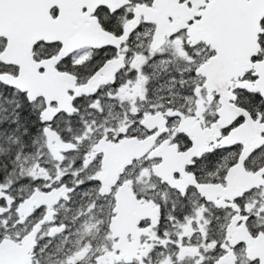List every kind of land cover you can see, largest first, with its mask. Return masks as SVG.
I'll use <instances>...</instances> for the list:
<instances>
[{
	"label": "snow or ice",
	"instance_id": "6c2138e0",
	"mask_svg": "<svg viewBox=\"0 0 264 264\" xmlns=\"http://www.w3.org/2000/svg\"><path fill=\"white\" fill-rule=\"evenodd\" d=\"M157 9L160 16L150 18ZM53 61L71 85L70 105L30 86ZM211 62L225 66L223 91L211 87ZM226 105L235 110L227 122ZM158 115L164 132L145 126V117ZM184 116L202 120L215 138L185 165L187 187L160 181L148 190L160 215L139 227L151 228L159 242L142 264H228L230 254L232 264H264L244 241L228 239L234 223L264 240V144L243 158L246 170L260 173V185L222 202L201 192L209 183L227 186L241 163L243 142L225 140L252 125L264 139V0H168L164 7L161 0H0V242L32 248L26 264H54L52 233L67 232L60 205L100 184L97 160H88V129L101 137L100 125L111 126L109 139L172 136L187 154L193 140L173 135ZM118 122L127 130L116 132ZM56 141L64 145L59 156L51 151ZM56 191L64 193L56 204L25 211L38 195ZM185 224L196 229L191 236L181 234ZM187 246L195 255L182 257Z\"/></svg>",
	"mask_w": 264,
	"mask_h": 264
},
{
	"label": "flooded vegetation",
	"instance_id": "af4514ba",
	"mask_svg": "<svg viewBox=\"0 0 264 264\" xmlns=\"http://www.w3.org/2000/svg\"><path fill=\"white\" fill-rule=\"evenodd\" d=\"M166 5L168 0H161V6ZM160 14L161 9H157L150 18H156ZM41 35L45 39L59 38L51 34L42 33ZM45 63L48 64V71H55L51 67L52 63ZM33 71L35 72V69ZM49 81L54 82L52 79ZM60 86L68 88L71 85L64 80ZM211 87L213 88L212 84ZM64 96L67 98L66 91ZM108 123L111 125L112 122ZM130 123L129 120L128 124ZM144 123L148 128H158L159 132L166 131L162 116L152 117ZM157 123L162 125L157 126ZM201 123L202 120L198 121L195 117L184 116L179 125L173 129V135L183 131L193 140V149L187 154L178 151L172 144V136L157 141L158 134L154 133L155 138L147 145L144 142L152 138L154 134L109 139L107 132L112 131L111 126L104 128L103 124L100 125V129H103L101 137H97L92 129H88L85 139L93 134L91 143L88 145L90 148L88 160L89 162L97 160L94 167L98 168L96 175L100 184L94 186L86 197L73 195L70 203L60 205V215L64 218L67 232L62 236L54 231L52 233L57 237L50 241L52 247L49 249L54 264H142L143 258L148 255L154 244L159 242L151 228L139 227L142 220L151 219L155 222L160 215L148 190L160 181H167L169 184L180 187H187L191 183L190 174L185 171V165L190 163L191 155H199L207 151L209 140L215 138L211 130L201 129ZM128 124L118 122L115 131H126ZM236 140L243 142V152L246 157L253 149L264 144V139L259 136L256 128L255 131L253 128H248V133L237 135ZM122 141H128V143L123 144ZM232 141L233 139H229L224 143H233ZM206 163L210 168L214 165V161ZM261 172H264V168ZM177 173L180 174L178 179ZM261 183L260 173L246 170L242 160L241 168L237 166L230 170L227 186L209 183L201 186V192L213 201L219 198L222 202L225 197L238 196L246 189ZM62 193L58 200L64 195ZM57 201L52 204H56ZM199 219L200 217L197 216V220ZM194 231L196 229H193L190 224H185L181 234L191 236ZM228 239L233 244L244 241L250 257L258 256L264 259V240H253L244 228H237L234 223L230 224ZM180 255L191 257L195 255V248L193 246L182 248ZM29 256L30 259L34 258L32 248ZM233 259L234 257L230 254L228 264H232Z\"/></svg>",
	"mask_w": 264,
	"mask_h": 264
},
{
	"label": "water",
	"instance_id": "95a60500",
	"mask_svg": "<svg viewBox=\"0 0 264 264\" xmlns=\"http://www.w3.org/2000/svg\"><path fill=\"white\" fill-rule=\"evenodd\" d=\"M161 29L165 30L164 24H161ZM209 71L211 73L209 79L213 88H216L218 91H223L224 84L226 82L225 66L220 63L211 62V67L209 68ZM50 79H52V81L54 82H50L49 81ZM64 80L67 81V78L61 74L55 73V71L53 70H50L43 76L37 75L36 78L32 81L30 86H32L34 89L40 92L45 93L50 99H59L61 101L62 106H66L70 104V101L68 100V98L64 96L66 88L60 86ZM223 111H224L225 122H227V119L231 118V116L235 112V110L230 105H226ZM150 118L152 117L150 116L145 117L144 122L149 120ZM161 125L162 123H157V126H161ZM248 128H253V130L255 131V125H252L251 127H246L241 129L240 134L245 132L248 133ZM155 136L156 134H154L152 138H149L144 143H147L148 145V143H150L152 139L155 138ZM236 137L237 135L234 136L232 142L236 140ZM122 143L125 144L128 143V141H122ZM63 149H64V145L59 141H56L51 145V151L56 156H59V154L63 151ZM246 152L249 153V150L246 149ZM245 157L246 154L243 152L241 162ZM237 166H240L241 168V163L240 165ZM107 167L108 164L106 163V168ZM61 193L62 191H56L48 194H40L33 201L30 202V204L26 207L25 211H29L31 207H33L37 203H41V202L48 204L55 203L58 200ZM30 250L31 248L25 249L22 245H16L15 242L13 241L5 240L4 242H0V261H3V264H26V262L30 260V256H29Z\"/></svg>",
	"mask_w": 264,
	"mask_h": 264
},
{
	"label": "rangeland",
	"instance_id": "374dc122",
	"mask_svg": "<svg viewBox=\"0 0 264 264\" xmlns=\"http://www.w3.org/2000/svg\"><path fill=\"white\" fill-rule=\"evenodd\" d=\"M89 136H91V139H92V137H93V134H90ZM89 136H88V137H89Z\"/></svg>",
	"mask_w": 264,
	"mask_h": 264
}]
</instances>
